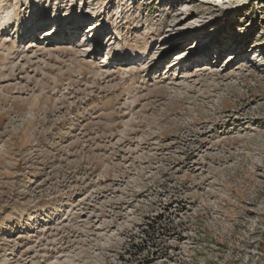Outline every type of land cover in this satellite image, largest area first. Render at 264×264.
<instances>
[{"label":"rangeland","instance_id":"rangeland-1","mask_svg":"<svg viewBox=\"0 0 264 264\" xmlns=\"http://www.w3.org/2000/svg\"><path fill=\"white\" fill-rule=\"evenodd\" d=\"M0 264H264V0H0Z\"/></svg>","mask_w":264,"mask_h":264},{"label":"bare ground","instance_id":"bare-ground-1","mask_svg":"<svg viewBox=\"0 0 264 264\" xmlns=\"http://www.w3.org/2000/svg\"><path fill=\"white\" fill-rule=\"evenodd\" d=\"M193 1H195V0H193ZM57 24H59V22H57ZM61 29H63V31H64L65 27H64V26H61ZM61 29H60V30H61ZM60 30L57 29L56 32H58V31H60ZM48 31H50V28H49L47 31H45V32H48ZM53 34H55V31H54ZM88 53H89V52H88ZM109 56H111V55H109ZM109 56H108V57H109Z\"/></svg>","mask_w":264,"mask_h":264}]
</instances>
